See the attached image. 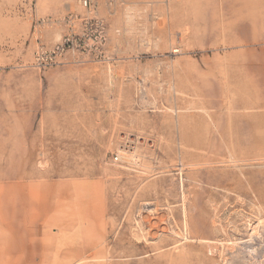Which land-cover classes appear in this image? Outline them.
<instances>
[{"label": "rangeland", "instance_id": "374dc122", "mask_svg": "<svg viewBox=\"0 0 264 264\" xmlns=\"http://www.w3.org/2000/svg\"><path fill=\"white\" fill-rule=\"evenodd\" d=\"M0 264H264V0H0Z\"/></svg>", "mask_w": 264, "mask_h": 264}, {"label": "built area", "instance_id": "2783aa9c", "mask_svg": "<svg viewBox=\"0 0 264 264\" xmlns=\"http://www.w3.org/2000/svg\"><path fill=\"white\" fill-rule=\"evenodd\" d=\"M78 2L83 8L90 9L93 0H78ZM56 51H60V47H56ZM114 161H118V157L117 156L114 158Z\"/></svg>", "mask_w": 264, "mask_h": 264}, {"label": "crops", "instance_id": "0c3cea01", "mask_svg": "<svg viewBox=\"0 0 264 264\" xmlns=\"http://www.w3.org/2000/svg\"><path fill=\"white\" fill-rule=\"evenodd\" d=\"M35 16L37 17V14H35Z\"/></svg>", "mask_w": 264, "mask_h": 264}]
</instances>
